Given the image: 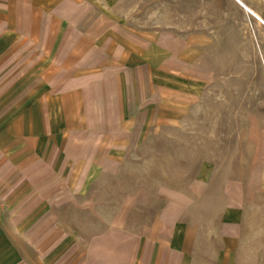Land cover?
<instances>
[{"label":"rangeland","instance_id":"374dc122","mask_svg":"<svg viewBox=\"0 0 264 264\" xmlns=\"http://www.w3.org/2000/svg\"><path fill=\"white\" fill-rule=\"evenodd\" d=\"M170 203L192 264H264V23L237 0H0V259L98 264L90 237L157 234Z\"/></svg>","mask_w":264,"mask_h":264},{"label":"crops","instance_id":"0c3cea01","mask_svg":"<svg viewBox=\"0 0 264 264\" xmlns=\"http://www.w3.org/2000/svg\"><path fill=\"white\" fill-rule=\"evenodd\" d=\"M67 185L70 186L71 183ZM29 187L31 189L30 184ZM22 193L20 191L17 195L26 196V191L23 195ZM15 194L16 192L12 190L9 194V202L13 203ZM24 203V216L20 218L32 219V201L30 200L28 208L26 202ZM178 207L175 203L165 207L160 219L155 223L157 234L141 236L117 224V227H110L102 235L90 237L92 248L89 252L105 255L104 260L98 264H192L193 231L192 228L178 221L181 211ZM8 234V239L1 245L2 249L16 253L18 246L11 239L13 231L9 230ZM0 264H22V262L18 261L17 255L14 254V257L9 256L7 260L0 259ZM87 264H97V262L92 259Z\"/></svg>","mask_w":264,"mask_h":264},{"label":"bare ground","instance_id":"6f19581e","mask_svg":"<svg viewBox=\"0 0 264 264\" xmlns=\"http://www.w3.org/2000/svg\"><path fill=\"white\" fill-rule=\"evenodd\" d=\"M239 4L247 11L250 15H252L254 18H256L258 21L264 23L263 17L259 14L258 11H256L253 7H251L249 4H247L244 0H237Z\"/></svg>","mask_w":264,"mask_h":264}]
</instances>
